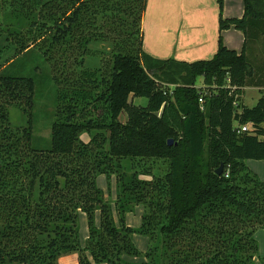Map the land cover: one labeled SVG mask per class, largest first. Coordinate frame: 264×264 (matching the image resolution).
Returning <instances> with one entry per match:
<instances>
[{
    "label": "trees",
    "instance_id": "16d2710c",
    "mask_svg": "<svg viewBox=\"0 0 264 264\" xmlns=\"http://www.w3.org/2000/svg\"><path fill=\"white\" fill-rule=\"evenodd\" d=\"M217 3L215 56L186 62L144 51L147 0H0V64L38 53L57 85L50 144L36 148L35 78L0 71V264H59L71 253L79 264H137L126 260L142 254L135 234L149 237L148 264H255L264 180L245 160H264V96L254 106L242 96L264 87V0H244L241 18H224ZM231 27L244 33L240 52L224 44ZM93 54L95 69L86 65ZM13 106L25 127L11 124ZM102 174L117 178L118 224ZM138 204L149 211L137 228L126 214Z\"/></svg>",
    "mask_w": 264,
    "mask_h": 264
},
{
    "label": "crops",
    "instance_id": "0c3cea01",
    "mask_svg": "<svg viewBox=\"0 0 264 264\" xmlns=\"http://www.w3.org/2000/svg\"><path fill=\"white\" fill-rule=\"evenodd\" d=\"M244 11V0H224V18H241ZM219 16L217 0H147L142 20L143 49L151 57L160 60L173 58L194 62L211 59L218 49ZM221 34L227 47L238 52L242 50L245 36L241 30L231 27ZM260 54L256 47L254 56ZM248 89L260 93L264 91V87L246 86L242 97H246ZM126 223L130 225L128 221ZM88 236L89 232L86 238ZM138 258L128 256L126 260L137 263ZM58 263L79 264V255L74 253L61 256Z\"/></svg>",
    "mask_w": 264,
    "mask_h": 264
},
{
    "label": "rangeland",
    "instance_id": "374dc122",
    "mask_svg": "<svg viewBox=\"0 0 264 264\" xmlns=\"http://www.w3.org/2000/svg\"><path fill=\"white\" fill-rule=\"evenodd\" d=\"M93 48L98 49V51H100L101 49L110 50V47L107 44L94 46ZM4 63L5 62L2 61V63L0 64V71H6L7 73L11 74L21 73L24 75H31L35 78L36 93L35 106L33 108V146L36 148L48 147L50 144V127L55 120V111L57 105V85L51 78L50 66L47 64V62L45 63L44 58L38 53L19 58L14 64H12V66L8 67V69L6 68L7 64ZM100 63V57L98 54H93L87 57L86 65L92 69L99 67ZM176 80H178L179 83L182 82L179 75H176ZM164 85L169 87L171 90L175 86L174 84H169L168 82H164ZM196 87L198 89L200 88L201 91H205L204 93H210L212 91L211 89L204 86V80L202 77L197 78ZM255 92L256 91L254 89H248L246 97H242V102L245 105L254 106L257 103L259 97L262 95L264 96V91H262V93ZM133 102L136 105H146L148 103V99L146 97H135L133 99ZM201 103H203V101ZM126 119L127 114L123 112L121 120L125 121ZM27 120L28 117L24 114L22 109L14 106L10 108V121L13 126L21 128L25 127L27 125ZM245 163L259 176L260 179L264 180V160L247 159L245 160ZM125 166L127 168V171L130 172V167L127 166V164H125ZM165 168L166 165H158V167H156L155 169V172H163ZM97 184L104 190L106 201L112 205L113 216L116 223L118 224L119 216L116 208V201L118 197V183L116 175H112L110 179L105 174L99 175L97 178ZM147 211H149V208H145L144 205H135L134 210L126 214V221H128L132 227L138 228L142 223V214ZM96 216L97 222L99 223L100 216L98 215V213ZM79 231L80 241L82 246H84L87 241L86 235L89 232V228L87 216L83 213L79 218ZM255 238L258 243V254L255 258V264H264V227H259L256 229ZM133 241L138 250L142 252L141 256H139V258L137 259V264H148L145 253L149 247V237L142 234H135Z\"/></svg>",
    "mask_w": 264,
    "mask_h": 264
},
{
    "label": "built area",
    "instance_id": "2783aa9c",
    "mask_svg": "<svg viewBox=\"0 0 264 264\" xmlns=\"http://www.w3.org/2000/svg\"><path fill=\"white\" fill-rule=\"evenodd\" d=\"M202 101H203V97H200V102H202ZM249 129H250V125L248 123H246V124L240 125L238 127V132H244V131H247ZM227 176H228V174H227Z\"/></svg>",
    "mask_w": 264,
    "mask_h": 264
},
{
    "label": "water",
    "instance_id": "95a60500",
    "mask_svg": "<svg viewBox=\"0 0 264 264\" xmlns=\"http://www.w3.org/2000/svg\"><path fill=\"white\" fill-rule=\"evenodd\" d=\"M172 143H173V139H169V144ZM222 172H223V164H221V166L218 169H216L217 174H222Z\"/></svg>",
    "mask_w": 264,
    "mask_h": 264
}]
</instances>
